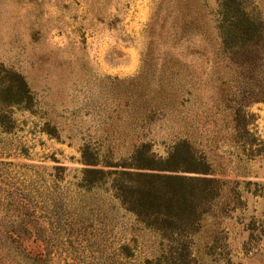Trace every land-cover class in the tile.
<instances>
[{"label":"rangeland","instance_id":"1","mask_svg":"<svg viewBox=\"0 0 264 264\" xmlns=\"http://www.w3.org/2000/svg\"><path fill=\"white\" fill-rule=\"evenodd\" d=\"M220 2L0 0V74L33 97L0 119V227L25 220L32 255L164 264L157 234L82 184V153L117 163L188 146L222 183L189 264H264V102L247 101L264 92V53L251 74L218 56ZM248 6L264 23V0Z\"/></svg>","mask_w":264,"mask_h":264},{"label":"trees","instance_id":"2","mask_svg":"<svg viewBox=\"0 0 264 264\" xmlns=\"http://www.w3.org/2000/svg\"><path fill=\"white\" fill-rule=\"evenodd\" d=\"M247 9L248 0H221L214 28L219 40L218 56L234 69L251 74L260 69L264 23ZM249 93L248 103L264 102L263 91ZM32 105L33 97L23 77L3 71L0 119L6 120L11 108L30 111ZM82 165V184L112 191L110 196L120 206L166 243L164 264L192 262L191 238L222 187L203 157L190 152L188 146L172 147L165 158L142 147L128 160L117 163L89 160L82 153ZM20 205L28 211L27 204ZM16 221L9 230L0 227V264H47L43 254L32 255L23 244L35 229L29 228L21 217Z\"/></svg>","mask_w":264,"mask_h":264}]
</instances>
